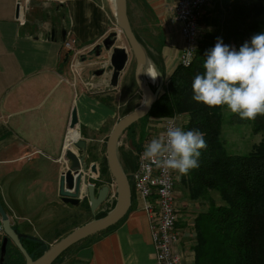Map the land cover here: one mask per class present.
<instances>
[{"label":"crops","instance_id":"obj_1","mask_svg":"<svg viewBox=\"0 0 264 264\" xmlns=\"http://www.w3.org/2000/svg\"><path fill=\"white\" fill-rule=\"evenodd\" d=\"M113 2L0 0V198L20 232L52 243L76 227V204L65 202L60 194L61 174L71 164L65 139L73 109L79 131L72 129L68 136L79 132L87 140L88 159H97L90 153L92 140H105L122 114L106 96L109 87L120 90L109 85L111 50H94L113 28ZM20 3L28 6L25 23L18 20ZM175 3L132 4L149 8L158 22L170 25L164 36L169 48L161 59L165 75L175 65L168 57L172 45L182 43L179 59L185 45L179 24L172 20ZM68 38L75 39L74 49L64 45ZM75 51L83 59L81 76L71 69ZM102 67L104 72L98 74ZM99 162L91 181L100 179ZM96 233L94 242L72 252V264H155L151 222L144 210L133 206L123 219ZM183 245H177L183 251L181 264H194L193 249L185 252Z\"/></svg>","mask_w":264,"mask_h":264},{"label":"trees","instance_id":"obj_2","mask_svg":"<svg viewBox=\"0 0 264 264\" xmlns=\"http://www.w3.org/2000/svg\"><path fill=\"white\" fill-rule=\"evenodd\" d=\"M215 1L216 8L225 14L221 20L219 17L215 18L217 30H211L200 37L190 65L179 62L174 66L150 111L137 122L148 121L151 117L167 118L176 114H186V121L179 127L185 131L199 130L204 133L207 147L201 150L199 167L190 170L188 175L181 176L176 181V190L179 187L186 197L206 204V207L199 210L194 217L195 240L192 244L194 264H264V142L245 153H229L222 135L224 109L227 107L210 109L202 103H197L192 99L191 88L195 75L204 71L206 53L215 46L217 37L221 38L225 45L231 46L232 43H236L239 50L245 42L250 43L253 35L264 33V0ZM221 7L224 10H221L223 9ZM134 30L145 46L148 56L153 59L165 77V68L160 56L165 42L163 34L159 33L160 41L154 46L158 53H153L147 49L135 27ZM133 78L136 83L135 75ZM150 84L154 88L157 87ZM140 104L141 102H136L126 106L121 116ZM234 115L240 119L238 114ZM242 121L250 122L254 132L264 133V115H258L255 120ZM137 122L125 130L131 147L119 148L123 167L132 184L131 208L134 206L135 190L130 172L137 165L134 152L142 142V136L139 139L136 137ZM112 179L105 156L100 161V179L96 182L103 185L113 181ZM115 203L116 198L103 204L97 210L96 217L108 213ZM81 206L91 212L88 200ZM79 225L81 223L76 224ZM98 235L99 233H94L72 244L52 264L64 261L73 247L79 249L91 244ZM22 242L33 258L40 256L52 243L33 234L22 235ZM70 260L69 263H62L72 264L73 258L70 257ZM25 262L26 258L22 251L10 241L3 264Z\"/></svg>","mask_w":264,"mask_h":264},{"label":"water","instance_id":"obj_3","mask_svg":"<svg viewBox=\"0 0 264 264\" xmlns=\"http://www.w3.org/2000/svg\"><path fill=\"white\" fill-rule=\"evenodd\" d=\"M116 8L117 24L127 36L135 56V80L139 90L143 93L144 100L139 106L119 117L107 139L106 157L112 177L116 183L117 191L115 206L105 215L96 217L97 210L101 205L105 204L108 199L110 185L105 183L98 187L97 182L91 181L94 175L98 173L97 159H88L87 140L80 135L79 138L74 140L72 145L66 149V156L71 160V164L61 174L60 194L65 202L77 205L88 200L94 217L73 228L55 242L51 243L40 256L33 258L22 242V235H24V233L20 232L14 226L9 213L0 199V214L5 230V235L0 244V264L5 262L9 240L13 241L24 254L26 258L25 264H52L69 246L115 224L121 220L131 208L132 184L120 158V138L130 125L137 122L150 111L153 103L160 94L164 83V74L156 63H151L150 67H155L160 76V83L156 88L149 83L146 78V68L150 63V57L132 25L128 11V0H116ZM117 36L118 32L112 31L103 38L102 42L95 46V51L98 54H100L102 50V47H100L101 45L111 50L110 64L112 66V71L109 78V85L113 87H117L120 84L121 74L126 68L130 58V53L126 46L115 45ZM103 72L104 68L98 70V74ZM77 123L78 113L77 108H74L72 111L71 126L74 127Z\"/></svg>","mask_w":264,"mask_h":264},{"label":"clouds","instance_id":"obj_4","mask_svg":"<svg viewBox=\"0 0 264 264\" xmlns=\"http://www.w3.org/2000/svg\"><path fill=\"white\" fill-rule=\"evenodd\" d=\"M191 52L185 61L191 63ZM204 71L195 75L192 99L206 107H227L229 114L242 120L264 115V33L251 37L239 50L217 37L206 53ZM207 147L204 133L183 130L174 123L150 140L140 160L142 167L177 173L176 179L199 167L201 150Z\"/></svg>","mask_w":264,"mask_h":264},{"label":"rangeland","instance_id":"obj_5","mask_svg":"<svg viewBox=\"0 0 264 264\" xmlns=\"http://www.w3.org/2000/svg\"><path fill=\"white\" fill-rule=\"evenodd\" d=\"M114 1V0H113ZM113 4L116 6V0L113 2ZM133 0H130L129 2V16L131 19V22L143 41L146 43L147 49L149 51H153V53L157 50L154 49V46L159 43L160 41V35L159 33L163 34V36H168L170 25H167L162 22H158L157 18L154 16L153 12L147 8V7H132ZM223 8V7H221ZM117 10V8H116ZM221 10H224L221 9ZM225 14L220 11V9L216 8V1L210 0L208 4L203 8L201 17H200V37L204 36L209 31H216L218 28L217 22L214 23L215 18L219 17L220 20L223 19ZM112 31H117L118 36L116 39L115 45L119 46H126L130 53V58L127 63L126 68L122 72V76L120 77V90L113 89L109 87L107 90L110 93H106V96H109L110 101L114 102L116 107L119 109V111H123V109L131 105L132 103L136 102H143L144 96L143 93L138 89V86L136 85L134 81V70H135V56L131 49V46L129 44V41L127 39V36L125 33L121 30L119 25L117 24V17L116 15L112 13ZM248 40V39H247ZM165 43V42H164ZM182 43H180V40L177 41V43L173 46L172 45V52L168 54V57L171 58L172 62L179 63V57L178 52L179 48ZM165 45V44H164ZM163 45L162 52L160 54L162 61H164V57L167 54L168 51V44L165 46ZM233 47L237 50V44L232 43ZM102 48H105L104 46ZM151 63H155L153 59L150 58V63L148 64L146 68L147 72V80L151 82V79L148 77V73L150 70ZM164 63V62H163ZM174 65V66H175ZM108 67V66H107ZM106 68V67H105ZM165 68V66H164ZM171 72V67L166 69V74L164 77V83L167 81V78L169 76V73ZM169 72V73H167ZM152 83L155 86H158L160 83V76L157 72V79ZM162 86V88H163ZM161 88V90H162ZM108 94V95H107ZM180 124L184 121H186V114H180ZM165 118H158V117H151L148 121H139L135 125L136 127V137L139 139L140 136H142V141L149 137L150 135H154L157 132H160L162 123ZM79 131V130H78ZM223 139L225 141V147L229 153H245L250 150H253L257 148L261 142H264V133L263 132H254L252 130V125L250 122L242 121L239 118H237L234 114H229L227 108L224 109V121H223ZM80 136L78 132V137ZM108 137L105 138V140H92L93 145L91 147L90 153L96 154L97 160L101 161L103 157L106 156V143H107ZM128 140V133L124 132L121 136V142L120 146L125 147L126 149L131 147L130 141ZM129 144V145H128ZM136 155V153L134 152ZM122 157V153L120 155ZM100 164V162H99ZM99 167V166H98ZM131 173V172H130ZM113 178V177H112ZM114 180V178L112 179ZM215 195L218 196L217 192H215ZM176 196H177V205H178V214H179V229L180 231L184 232L183 236L181 233V243L183 241L184 248L183 250L190 251L192 248V244L195 240V231L193 228L194 224V217L196 213L205 208L206 204L198 201V200H191L190 198L186 197L184 195V192L177 187L176 190ZM117 197V195H116ZM115 197V198H116ZM115 198H108L106 202H109L110 200H113ZM94 217V213L81 206V204H76V214L72 216L73 219H75V223H81L83 224L86 221L92 219ZM70 218V217H69ZM77 227V226H76ZM68 229V228H65ZM3 239V238H2ZM2 239L0 240V244L2 242ZM11 240H9L10 242ZM8 242V243H9ZM13 242V241H11ZM69 252L64 261V263H69L70 257L72 255V252H76V247H73ZM62 262H58V264H63Z\"/></svg>","mask_w":264,"mask_h":264},{"label":"built area","instance_id":"obj_6","mask_svg":"<svg viewBox=\"0 0 264 264\" xmlns=\"http://www.w3.org/2000/svg\"><path fill=\"white\" fill-rule=\"evenodd\" d=\"M209 1L210 0H176L174 5L172 20L179 24L185 41L179 59V62L184 65H190L196 54L200 39V17L203 8ZM27 7V5L20 3V13L18 14L20 23L26 22L25 10ZM74 43V38H68L64 41V45L70 50L74 49ZM189 52H191L192 59L191 63L186 64L185 61ZM82 62L83 59L81 55L78 56L75 51L72 54L71 69L78 76L82 75ZM102 63L103 62H101V64ZM75 82L74 80V83ZM173 123L176 126L180 125L179 115L176 114L165 118L160 132L150 135L141 142L140 147L135 150L137 165L130 173L135 190L134 206L144 210L151 222L153 244L156 250L155 264H181L183 259V251L177 248V245L181 242L176 196L177 173H165L155 168V166L144 168L142 167L140 156L150 140L157 137L159 133L166 130L169 124ZM71 128H76V126H71ZM67 136L65 139V156L66 149L73 143V140L68 141ZM126 141L128 142L127 139ZM108 184L110 185L108 198H115L117 195L115 180ZM4 235L5 230L0 214V240Z\"/></svg>","mask_w":264,"mask_h":264},{"label":"bare ground","instance_id":"obj_7","mask_svg":"<svg viewBox=\"0 0 264 264\" xmlns=\"http://www.w3.org/2000/svg\"><path fill=\"white\" fill-rule=\"evenodd\" d=\"M148 76H149V78H150L152 81H155V80L157 79V70L155 69V67H153V66L150 67V70H149ZM72 129H75V131H78L77 125H76V128H71V129H70V133H71ZM68 134H69V133H68ZM77 138H79V137H78V134H77V136H74L73 138L67 136L68 141H72V140L74 141V140H76Z\"/></svg>","mask_w":264,"mask_h":264},{"label":"flooded vegetation","instance_id":"obj_8","mask_svg":"<svg viewBox=\"0 0 264 264\" xmlns=\"http://www.w3.org/2000/svg\"><path fill=\"white\" fill-rule=\"evenodd\" d=\"M100 47H103V45H101ZM96 48V47H95ZM95 48H94V50H95ZM103 49V48H102ZM102 51V50H101ZM110 66H111V64H110ZM110 66L108 65V67L107 68H109L110 69ZM102 68H104V67H102ZM111 71H112V66H111ZM149 83H152V82H150L149 81ZM153 84V83H152ZM121 139V138H120Z\"/></svg>","mask_w":264,"mask_h":264}]
</instances>
